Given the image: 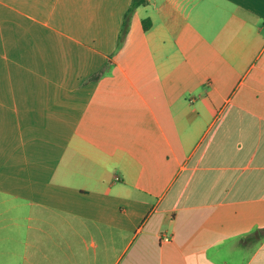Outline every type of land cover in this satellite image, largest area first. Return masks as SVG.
<instances>
[{"label":"crops","instance_id":"crops-1","mask_svg":"<svg viewBox=\"0 0 264 264\" xmlns=\"http://www.w3.org/2000/svg\"><path fill=\"white\" fill-rule=\"evenodd\" d=\"M130 3L0 0V264H264V0Z\"/></svg>","mask_w":264,"mask_h":264},{"label":"trees","instance_id":"trees-1","mask_svg":"<svg viewBox=\"0 0 264 264\" xmlns=\"http://www.w3.org/2000/svg\"><path fill=\"white\" fill-rule=\"evenodd\" d=\"M146 0H131V3L129 5V8L125 14V27H126V21L129 18V16L132 14V12L135 10L136 7H138L139 5L145 4ZM143 22L144 24V28H148V24H149V20L148 19H144ZM147 23V24H146Z\"/></svg>","mask_w":264,"mask_h":264},{"label":"built area","instance_id":"built-area-1","mask_svg":"<svg viewBox=\"0 0 264 264\" xmlns=\"http://www.w3.org/2000/svg\"><path fill=\"white\" fill-rule=\"evenodd\" d=\"M164 239H166V238H164Z\"/></svg>","mask_w":264,"mask_h":264}]
</instances>
